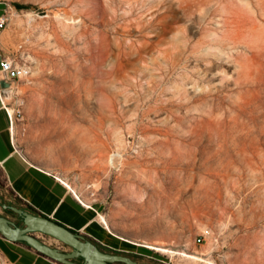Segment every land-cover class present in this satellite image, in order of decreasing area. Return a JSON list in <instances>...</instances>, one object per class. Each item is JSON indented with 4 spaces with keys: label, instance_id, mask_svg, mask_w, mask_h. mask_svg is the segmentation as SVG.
<instances>
[{
    "label": "rangeland",
    "instance_id": "374dc122",
    "mask_svg": "<svg viewBox=\"0 0 264 264\" xmlns=\"http://www.w3.org/2000/svg\"><path fill=\"white\" fill-rule=\"evenodd\" d=\"M4 1L12 55L31 68L13 85L18 150L101 205L119 237L264 264V0ZM80 83L95 149L49 117L51 94ZM160 185L176 200L148 211ZM0 199L15 202L1 172ZM123 242L158 264H209Z\"/></svg>",
    "mask_w": 264,
    "mask_h": 264
},
{
    "label": "crops",
    "instance_id": "0c3cea01",
    "mask_svg": "<svg viewBox=\"0 0 264 264\" xmlns=\"http://www.w3.org/2000/svg\"><path fill=\"white\" fill-rule=\"evenodd\" d=\"M8 5L0 0V16ZM17 38L8 25L0 29V62L11 56ZM0 77L4 75L0 72ZM3 80H1L2 82ZM15 128L0 99V172L17 204H27L39 214L118 251L130 250L122 237L101 220L102 206L84 204L56 174L31 163L15 144ZM127 242V241H126ZM0 251L8 264H63L38 252L25 242H13L0 233Z\"/></svg>",
    "mask_w": 264,
    "mask_h": 264
},
{
    "label": "water",
    "instance_id": "95a60500",
    "mask_svg": "<svg viewBox=\"0 0 264 264\" xmlns=\"http://www.w3.org/2000/svg\"><path fill=\"white\" fill-rule=\"evenodd\" d=\"M46 15V13H42ZM2 87L9 88L11 83L3 80ZM4 209L17 213L23 220V226L0 213V233L13 242H25L41 254L57 260L63 264H138L133 258L105 252L93 241L65 225L54 221L50 217L37 215L20 207L4 204ZM51 236L71 248L65 251L42 241L36 234ZM82 259V263H78Z\"/></svg>",
    "mask_w": 264,
    "mask_h": 264
},
{
    "label": "bare ground",
    "instance_id": "6f19581e",
    "mask_svg": "<svg viewBox=\"0 0 264 264\" xmlns=\"http://www.w3.org/2000/svg\"><path fill=\"white\" fill-rule=\"evenodd\" d=\"M82 84L80 83L77 89H74L72 92H59L54 91L51 94V100L49 105V117L50 120L59 126L65 127L64 133H68L69 137L73 141H81L87 144V146H84V149H95L97 148L96 145L92 144L93 141L97 143L98 139L91 138V133L93 132L91 129H85L82 125V123L87 122V116L89 109L87 106H84L86 102H88L87 95H84L81 90ZM12 113V111H11ZM60 129V128H59ZM102 130V129H101ZM92 131V132H91ZM97 131V130H96ZM100 133V132H99ZM91 136V137H90ZM98 136V135H96ZM101 142V141H100ZM103 144V143H102ZM99 150V149H98ZM114 156L111 157L110 162H113ZM61 179V178H60ZM70 189L73 190L75 195L80 199L81 202L84 204L88 203L81 198V196L78 194L76 190L73 189V187L61 179ZM150 183V182H149ZM170 189H165L161 185L156 186L153 189H151L150 196L148 197V201L146 202V209L148 211H152L156 208L157 204L161 205H167V202L170 199L176 200L172 193L168 192ZM168 207V205H167ZM169 208L171 206L169 205ZM102 222L113 232V228L111 227V224L109 223L108 219L101 215ZM123 240L127 241L128 243H134L139 245H144L150 249L162 252V253H168V254H177L183 256L188 261H203L208 262L209 264H214L213 262L205 259L204 257L197 255V254H189L185 251H175L171 248L160 246L156 244H152L149 242H143V243H135L132 242L126 238H123ZM190 264V263H188Z\"/></svg>",
    "mask_w": 264,
    "mask_h": 264
},
{
    "label": "built area",
    "instance_id": "2783aa9c",
    "mask_svg": "<svg viewBox=\"0 0 264 264\" xmlns=\"http://www.w3.org/2000/svg\"><path fill=\"white\" fill-rule=\"evenodd\" d=\"M6 2V1H5ZM7 3V2H6ZM8 9L5 12L4 15L0 16V29L5 28L9 21H10V4H8ZM0 72L4 75V77H0V99L2 101L3 106L6 108L10 123H11V129L15 128V124L17 121H23L24 119V112L22 110V106L20 104H14L12 97H13V85L16 81L27 77L31 74V68L27 66L26 64H22L18 62L13 55L8 56L6 58H2L0 62ZM1 80H6L11 83V86L9 88H4L1 85ZM12 111V113H11ZM210 231L207 229L204 231L199 239L198 242H203V240L209 236ZM57 240V239H55ZM58 241V240H57ZM60 242V241H58ZM0 260H5L4 256L2 255L0 251Z\"/></svg>",
    "mask_w": 264,
    "mask_h": 264
},
{
    "label": "trees",
    "instance_id": "16d2710c",
    "mask_svg": "<svg viewBox=\"0 0 264 264\" xmlns=\"http://www.w3.org/2000/svg\"><path fill=\"white\" fill-rule=\"evenodd\" d=\"M16 7H17L18 9H20V10H21V9H24V8H29V7H27V6L20 5V4H16ZM0 203H1L2 205H4V204H8V205H9V203H8L6 200H3V199H0ZM15 205H16L17 207H20V208L24 209V210L30 211V212H32V213H34V214L42 215V214H39L38 212H36L34 209H32V208H31L30 206H28L27 204H22V203H21V204H17V203H15ZM6 212L9 213V214H12V215H14V216H17V217H19V218L21 219V217H20L17 213H15L14 211H12V210L6 209ZM21 221H22V223H23V220H22V219H21ZM19 224H20V223H19ZM19 224H17V225H19ZM87 239H89V240L93 241L94 243H96V244L100 247V249H102V250L105 251V252L115 253V254H122V255L129 256V257H131V258H132V257H136V256L133 255L131 252L114 250V249H112V248L105 247L104 245L98 243L97 241H95V240H93V239H91V238H87ZM136 258H139V257H136ZM77 261L80 262V261H83V260H82V259H78Z\"/></svg>",
    "mask_w": 264,
    "mask_h": 264
},
{
    "label": "flooded vegetation",
    "instance_id": "af4514ba",
    "mask_svg": "<svg viewBox=\"0 0 264 264\" xmlns=\"http://www.w3.org/2000/svg\"><path fill=\"white\" fill-rule=\"evenodd\" d=\"M5 216H7L8 218H10L11 220H13L16 224H19L16 216H11V214L9 213H6ZM19 226H23L21 223L19 224ZM135 261L138 262V264H158L152 260H147V259H144V258H136V257H132ZM152 259H154L153 257H150ZM83 261H80L78 263H82ZM118 264H122V263H118Z\"/></svg>",
    "mask_w": 264,
    "mask_h": 264
}]
</instances>
